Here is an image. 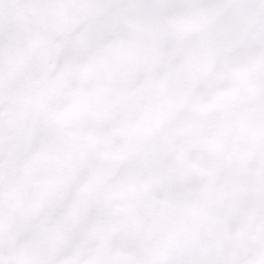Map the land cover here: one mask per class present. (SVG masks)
Masks as SVG:
<instances>
[{
    "label": "clouds",
    "instance_id": "9594fccd",
    "mask_svg": "<svg viewBox=\"0 0 264 264\" xmlns=\"http://www.w3.org/2000/svg\"><path fill=\"white\" fill-rule=\"evenodd\" d=\"M0 264H264V0H0Z\"/></svg>",
    "mask_w": 264,
    "mask_h": 264
}]
</instances>
